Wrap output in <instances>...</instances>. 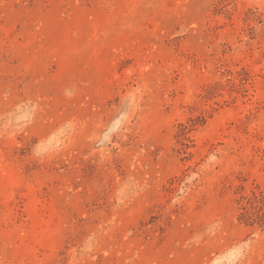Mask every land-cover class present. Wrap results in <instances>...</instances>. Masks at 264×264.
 I'll use <instances>...</instances> for the list:
<instances>
[{"label":"rangeland","instance_id":"rangeland-1","mask_svg":"<svg viewBox=\"0 0 264 264\" xmlns=\"http://www.w3.org/2000/svg\"><path fill=\"white\" fill-rule=\"evenodd\" d=\"M0 264H264V0H0Z\"/></svg>","mask_w":264,"mask_h":264}]
</instances>
